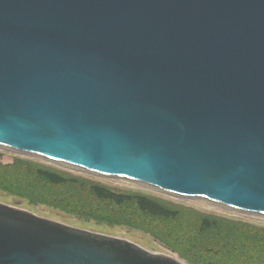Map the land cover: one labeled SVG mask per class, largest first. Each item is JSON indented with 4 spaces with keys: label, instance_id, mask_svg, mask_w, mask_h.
<instances>
[{
    "label": "water",
    "instance_id": "water-1",
    "mask_svg": "<svg viewBox=\"0 0 264 264\" xmlns=\"http://www.w3.org/2000/svg\"><path fill=\"white\" fill-rule=\"evenodd\" d=\"M0 147L264 216V0H0ZM0 264H185L0 202Z\"/></svg>",
    "mask_w": 264,
    "mask_h": 264
},
{
    "label": "trees",
    "instance_id": "trees-1",
    "mask_svg": "<svg viewBox=\"0 0 264 264\" xmlns=\"http://www.w3.org/2000/svg\"><path fill=\"white\" fill-rule=\"evenodd\" d=\"M0 189L111 226L143 229L190 264H264V227L76 176L26 158L0 160Z\"/></svg>",
    "mask_w": 264,
    "mask_h": 264
},
{
    "label": "rangeland",
    "instance_id": "rangeland-1",
    "mask_svg": "<svg viewBox=\"0 0 264 264\" xmlns=\"http://www.w3.org/2000/svg\"><path fill=\"white\" fill-rule=\"evenodd\" d=\"M26 158L53 168H57L60 170L67 171L72 173L76 176L87 178L92 181H96L110 187L118 188L124 191H132V192H140L155 196L160 199H164L166 201L172 202L178 205H184L187 207L194 208L198 211L220 215L236 220H242L246 222H250L259 226L264 227V216L246 214L242 212H238L218 204L212 203L207 200L196 199V198H185V197H178L168 193H164L158 191L154 188H150L148 186H144L129 180L109 177V176H101L93 173H88L80 170H76L73 168L66 167L64 165L58 164L56 162L49 161L47 159L35 156V155H27L18 153L6 148L0 147V160L9 163L13 162L15 158ZM0 202L16 206L18 208L24 209L29 211L37 216L56 220L58 222L88 229L95 232L105 233L112 236L120 237L132 241L143 248L160 254H165L168 256H172L174 258L179 259L180 261L184 262L185 264H190L178 251L173 250L168 246L164 241L160 238L156 237L150 232H147L143 229L126 226V225H114L111 226L106 223H99L94 219H86L80 214L75 212H69L63 210L59 207H53L48 204L42 203H31L28 200L15 197L14 195L7 194L5 191L0 189Z\"/></svg>",
    "mask_w": 264,
    "mask_h": 264
}]
</instances>
